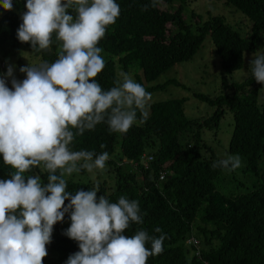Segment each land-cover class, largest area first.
I'll list each match as a JSON object with an SVG mask.
<instances>
[{"label":"trees","instance_id":"1","mask_svg":"<svg viewBox=\"0 0 264 264\" xmlns=\"http://www.w3.org/2000/svg\"><path fill=\"white\" fill-rule=\"evenodd\" d=\"M12 2L11 11L0 7V48L11 43L32 50L30 44L17 39L21 15L27 10L26 0ZM177 2L178 6H174ZM225 2L252 21L247 34L234 29L222 15L203 20L192 10L191 20L195 23L188 22L185 9L189 0H116L120 15L97 46L118 55L125 70L135 66L146 81H152L176 63L193 58L210 34L224 71L231 73L244 66L245 52L255 51L264 40V0ZM33 52L45 62H54L58 58L59 41L53 36L49 50ZM136 76L144 85L142 76L139 73ZM96 79L105 90L115 86L120 80L116 62L106 60ZM223 86L229 92L214 97L195 93L216 107L205 118H188L185 98L155 101L150 104L147 119L141 122L138 112V122L127 133L110 132L107 124L101 123L94 130L76 136L71 145L76 151L96 154L106 151L111 155L120 144L125 157L123 163L109 160L115 163L117 172L114 188L109 190L105 182L65 179L73 193L98 185V197L103 195L110 202H117L122 195L138 201L143 222L130 224L125 235L132 236L143 229L150 236H166L162 253L149 257L147 264H264V104L258 101V92L264 84L257 83L250 74L243 81L232 83L224 77ZM226 109L235 120L228 151L245 157L247 171L258 183L246 192L222 197L216 181L225 169L212 165L223 158L203 134L206 129L219 126ZM185 134L188 140L184 143ZM148 147L154 159L149 167L137 169L131 160L138 161L142 153L148 152ZM11 171L0 157V179L9 178ZM161 171L167 172L162 181ZM32 174L41 175L42 181L47 182V175L41 169L27 173ZM69 226L70 218L66 214L63 222L54 225L52 242L47 245L48 254H58L60 264L79 251L77 242L63 234ZM156 228L161 232H156ZM192 235L201 242L200 255L187 242ZM190 251L193 254L188 257ZM43 264H48L46 257Z\"/></svg>","mask_w":264,"mask_h":264},{"label":"clouds","instance_id":"2","mask_svg":"<svg viewBox=\"0 0 264 264\" xmlns=\"http://www.w3.org/2000/svg\"><path fill=\"white\" fill-rule=\"evenodd\" d=\"M0 7L11 11L13 2L0 0ZM25 8L17 39L45 52L55 36L60 50L54 62L21 66L23 80L16 79L11 64L0 74V157L12 169L9 178L0 179V264H43L54 225L66 214L70 226L63 234L79 251L65 264H147L162 253L166 236L143 229L125 235L130 224L143 222L138 201L122 195L110 202L98 197V185L73 193L65 179L82 170H103L109 160L106 151L73 150L76 136L101 123L124 134L138 112L141 122L148 116L151 93L142 84L124 74L105 90L96 79L105 67L97 45L120 6L116 0H26ZM252 55L250 74L264 84V49ZM240 166L238 155L212 165L228 171ZM33 169L46 173L47 182L39 174L27 175Z\"/></svg>","mask_w":264,"mask_h":264},{"label":"rangeland","instance_id":"3","mask_svg":"<svg viewBox=\"0 0 264 264\" xmlns=\"http://www.w3.org/2000/svg\"><path fill=\"white\" fill-rule=\"evenodd\" d=\"M178 4L179 2L175 3L174 6H178ZM192 10L198 13L203 20L208 19L212 15H222L227 23L244 35L249 32L252 25V21L241 10L227 4L225 0H189L185 14L188 22L194 24L195 22L191 20ZM257 49H264V40L259 42ZM255 51H246L244 66L231 73H227L221 65L220 56L215 50L212 37L208 34L203 45L193 58L176 63L152 81H146L142 75V71H138L135 66L125 70L119 62L118 55L110 54L104 50L101 55L105 61L113 59L116 62V69L120 80L124 74L132 77L136 82H138L136 74L139 73L142 76L143 86L146 91L151 93V99L146 108L148 113L150 112V104L152 102L173 98H185V113L188 118L195 119L210 116L216 109L215 106L196 97L195 93H204L214 97L223 92H229L224 89L223 78L225 77L228 83H232L243 81L249 76V63ZM2 62L5 63V67L3 68L5 73L9 64L14 65V76L18 80H23L25 74L19 71L21 66H26L28 63L37 65L45 61L28 47L22 44L12 45L10 43L4 49L0 48V74H2ZM170 81H177L178 83ZM155 86L156 88H154ZM258 101L259 104H264V87L258 92ZM234 122L233 113L229 109H226L219 126L215 129H206L203 134L206 142L214 148L219 157L225 159L228 156L238 155L241 160V166L238 169L234 171L225 169L220 178L217 179V190L222 197L246 192L252 188L253 184L258 183L253 174L247 171L245 157L241 154L228 151L234 129ZM187 140L188 135L185 134L184 143ZM147 151L152 152V149L148 147ZM124 158L120 150V144L118 143L116 152L109 155V160L112 159L117 164H121ZM109 160L106 162V167L103 170L94 169L92 172L82 170L79 173H73L71 176H66L65 178L67 180L82 182L89 180L105 182L110 190L115 187L117 172L115 163H111ZM139 180H141V177H139ZM192 254L193 251H190L188 257H191ZM58 257L59 255L56 253L48 254L46 263L60 264Z\"/></svg>","mask_w":264,"mask_h":264},{"label":"built area","instance_id":"4","mask_svg":"<svg viewBox=\"0 0 264 264\" xmlns=\"http://www.w3.org/2000/svg\"><path fill=\"white\" fill-rule=\"evenodd\" d=\"M5 66V63L2 62L1 63V68H2V73H5L3 68ZM8 86L11 87V82H10V79L8 81ZM154 159V155L151 154V153H148V152H144L142 153L140 159L138 161H135V160H131L132 164H134L137 169L140 167V166H144V167H149L150 163L153 161ZM167 176V172L166 171H161L160 174H159V180L162 181L165 179V177ZM188 244L192 245L194 247V252L197 254V255H200L201 253V242L200 240L192 235L189 237V239L187 240Z\"/></svg>","mask_w":264,"mask_h":264}]
</instances>
